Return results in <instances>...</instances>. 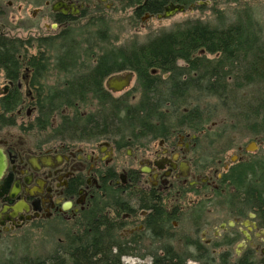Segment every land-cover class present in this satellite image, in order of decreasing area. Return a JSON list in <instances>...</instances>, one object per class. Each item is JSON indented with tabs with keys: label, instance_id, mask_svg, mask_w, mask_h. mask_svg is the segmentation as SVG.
Listing matches in <instances>:
<instances>
[{
	"label": "flooded vegetation",
	"instance_id": "obj_1",
	"mask_svg": "<svg viewBox=\"0 0 264 264\" xmlns=\"http://www.w3.org/2000/svg\"><path fill=\"white\" fill-rule=\"evenodd\" d=\"M219 1L0 0V249L41 236L58 241L41 258L59 252L63 259L71 241L101 230L111 244L125 246L121 262L133 247L144 246L152 252L140 257L151 258L150 264L166 257L178 264H264V137L237 143L232 153L216 148L220 134L204 128V111L186 106L196 95L207 96L193 93L190 63L177 60L171 72L141 64L154 77L147 92L129 64L103 80L98 97L75 90L79 70L96 64V50H140L151 38L177 32L155 34L143 45H77L80 34L95 42L97 27L107 25L114 11L144 25L190 17L176 24L180 30L207 27L202 12ZM169 6L184 11L164 18ZM208 55L222 58L198 51ZM236 65L228 84L236 79ZM100 98L129 106L156 102L154 129H44L16 121L30 122L37 114V123L57 114L61 124L76 112L65 100L85 103L75 106L88 117ZM213 202L215 216L207 207ZM183 239V247L175 246Z\"/></svg>",
	"mask_w": 264,
	"mask_h": 264
},
{
	"label": "trees",
	"instance_id": "obj_2",
	"mask_svg": "<svg viewBox=\"0 0 264 264\" xmlns=\"http://www.w3.org/2000/svg\"><path fill=\"white\" fill-rule=\"evenodd\" d=\"M243 21L224 30L190 25L175 33H164L151 38L140 50L127 49L109 52L96 50L94 53L96 64H90L86 69L79 70L80 81L75 90L85 89L87 93L94 91L98 97L102 93L103 80L116 72L125 70L126 68L123 69L124 64H129L134 66L133 70L139 74V81L147 83L144 85L147 92L146 89L150 88L154 77L150 75L148 69H143L145 67L141 64L146 63L151 67L158 65L163 72H171L174 71L177 60L182 59L191 66L193 93L203 91L207 96L220 94L226 97L230 86L226 79L232 74L234 64L241 62V56L238 54H243L244 58L250 56L251 60L246 70L244 69V75L241 76L244 82H236L235 87L240 90L244 84L253 85L256 80H264V45L258 41L253 21L251 20V23L248 20ZM99 36L98 38L96 36L95 42L92 43L86 36V39L77 45L113 46L104 33ZM202 49L211 55L220 52L222 58L211 61L208 58L199 57L198 51ZM89 61L91 63V59ZM225 68H228V72L224 71ZM239 71L238 69V74ZM148 92L151 93L152 90ZM245 100L247 103L242 106V112L248 114L253 111L255 119L261 118L262 125H264V103H258L254 111L251 110V101ZM46 104L50 106L52 103L47 102ZM63 104L76 108L74 116L62 118L60 127L64 129H154L157 119L155 110L158 109V105L152 101H141L129 106V103L125 101H108L100 98L96 112L88 117H82L80 114V107H83L85 103L65 100ZM75 104L80 107L77 108ZM51 117V114L44 115L41 117L43 120L39 118L37 123L39 126L46 127L51 124ZM107 236L105 231L101 230H95L93 233L86 231L79 242L71 241L64 248L65 251L62 254L68 255V258L63 257L62 259L59 257L62 255L56 252L53 258L50 257L47 261L41 257H28L15 264H122L121 256L127 254L125 246L111 244ZM114 248H117V253L114 252ZM173 260V257L160 258L154 264H178V259L176 263Z\"/></svg>",
	"mask_w": 264,
	"mask_h": 264
},
{
	"label": "rangeland",
	"instance_id": "obj_3",
	"mask_svg": "<svg viewBox=\"0 0 264 264\" xmlns=\"http://www.w3.org/2000/svg\"><path fill=\"white\" fill-rule=\"evenodd\" d=\"M112 14L113 18L107 21V25L97 27L95 37L97 36L96 38H98L101 33H105V36L110 40L112 45L121 47L133 44L143 45L150 37L155 36V34L157 35L170 30L179 31V28L174 29L177 27L176 24L182 23L190 18L178 15L173 19L162 22L153 20L144 25L140 21L133 19L128 12L114 11ZM202 14L207 15V18H204V21H206L205 23H207L212 29L219 28L224 30L231 25L238 24L241 20H248L250 23L252 20L258 34V41L264 45V0H220L212 9L205 10ZM180 30H182V28ZM79 36V41L86 39V37H83L81 34ZM238 56H241V62L239 65H236V69L239 67L240 73L237 75L235 69L234 77L237 80L233 79L232 81H228L230 82V86L226 92V97L221 96L220 94L204 97L199 95L194 97L193 95L194 98L190 99V104L186 105L191 109L196 106L201 107L204 111V128L215 129V133L220 134V137L215 141V147H222V150L229 149V153H232V147L237 143L246 144L254 138L264 137V125H262L261 118L255 119V116L252 113L253 111H251V113L248 112V115L241 110L242 106L247 103L245 99L251 101V110L254 111L256 110L258 103H264V80H256L253 85L244 84L243 88L240 90L236 88V81L237 83L244 82L241 76L244 75V69L248 66L251 60L250 56L245 58L243 54H238ZM207 58L211 61L217 60L215 56L208 55ZM134 82L135 80L133 83ZM119 96V94L115 95V97ZM85 111H90V109L86 108ZM56 115L51 117V124L47 125L44 129H56L55 127L60 125L61 117ZM37 118L38 115L36 114L30 122H24L22 118H16V121L19 125L41 127L36 123ZM40 119L43 120L41 116ZM51 125H53V127H50ZM224 131L226 132L224 133ZM215 205L216 204L213 202L209 203L207 207H209L210 210H214ZM215 215H218L216 208L214 210V216ZM192 231L194 232V229ZM184 242V239L182 240V243L175 241V246L183 247ZM57 246V239L50 240L41 236L27 237L18 242L15 247L9 251L7 249H0V264H6L10 260H14L17 263L24 257L29 256L42 258L49 257ZM133 248L134 250L131 251L130 254L123 257V264H150L151 258H142L140 255L148 257L147 253L152 252L151 250L147 248L144 249V246H136ZM190 264L195 263L193 262Z\"/></svg>",
	"mask_w": 264,
	"mask_h": 264
},
{
	"label": "water",
	"instance_id": "obj_4",
	"mask_svg": "<svg viewBox=\"0 0 264 264\" xmlns=\"http://www.w3.org/2000/svg\"><path fill=\"white\" fill-rule=\"evenodd\" d=\"M184 11V8L182 7H177V6H169L166 8V13L164 15V18H170L174 16L177 12H182ZM130 82V76L124 79L122 86H127ZM5 169V157L2 155V152L0 151V178L3 175Z\"/></svg>",
	"mask_w": 264,
	"mask_h": 264
}]
</instances>
